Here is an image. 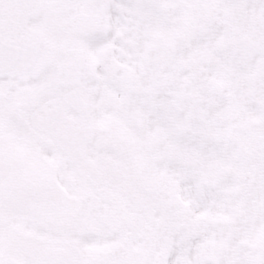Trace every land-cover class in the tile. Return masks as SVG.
I'll list each match as a JSON object with an SVG mask.
<instances>
[{"label": "snow or ice", "instance_id": "1", "mask_svg": "<svg viewBox=\"0 0 264 264\" xmlns=\"http://www.w3.org/2000/svg\"><path fill=\"white\" fill-rule=\"evenodd\" d=\"M0 264H264V0H0Z\"/></svg>", "mask_w": 264, "mask_h": 264}]
</instances>
